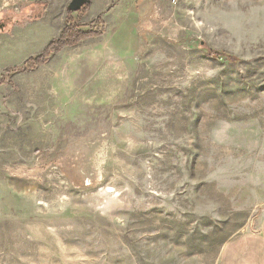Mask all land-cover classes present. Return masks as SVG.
Masks as SVG:
<instances>
[{
    "label": "rangeland",
    "instance_id": "1",
    "mask_svg": "<svg viewBox=\"0 0 264 264\" xmlns=\"http://www.w3.org/2000/svg\"><path fill=\"white\" fill-rule=\"evenodd\" d=\"M71 1L0 0V264L264 258V0Z\"/></svg>",
    "mask_w": 264,
    "mask_h": 264
},
{
    "label": "trees",
    "instance_id": "2",
    "mask_svg": "<svg viewBox=\"0 0 264 264\" xmlns=\"http://www.w3.org/2000/svg\"><path fill=\"white\" fill-rule=\"evenodd\" d=\"M99 34L100 32L82 31L76 25L72 24L70 19L69 24L61 37L53 40L41 55L29 58L26 61L25 66L27 69H33L38 65L44 64L52 54L58 52L63 47L67 45H75L88 37L97 36Z\"/></svg>",
    "mask_w": 264,
    "mask_h": 264
},
{
    "label": "crops",
    "instance_id": "3",
    "mask_svg": "<svg viewBox=\"0 0 264 264\" xmlns=\"http://www.w3.org/2000/svg\"><path fill=\"white\" fill-rule=\"evenodd\" d=\"M106 33L105 35L107 36V45L109 47H113L115 48V46H118L120 49H123L124 43H119L117 41H115L114 36L112 34L113 31V27L112 25H108L107 29H106ZM122 46V47H121ZM117 48V47H116ZM125 48V47H124ZM259 256V255H258ZM223 264H230L232 263L231 260H223ZM264 264V258H259L258 259H251V260H243L242 262H240V264Z\"/></svg>",
    "mask_w": 264,
    "mask_h": 264
},
{
    "label": "water",
    "instance_id": "4",
    "mask_svg": "<svg viewBox=\"0 0 264 264\" xmlns=\"http://www.w3.org/2000/svg\"><path fill=\"white\" fill-rule=\"evenodd\" d=\"M90 0H72L69 6L71 11H78L88 4Z\"/></svg>",
    "mask_w": 264,
    "mask_h": 264
}]
</instances>
